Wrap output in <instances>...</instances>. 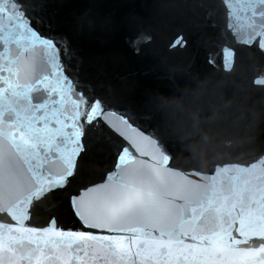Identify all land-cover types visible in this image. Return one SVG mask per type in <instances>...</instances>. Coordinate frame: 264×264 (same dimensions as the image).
<instances>
[{"label":"snow or ice","instance_id":"6c2138e0","mask_svg":"<svg viewBox=\"0 0 264 264\" xmlns=\"http://www.w3.org/2000/svg\"><path fill=\"white\" fill-rule=\"evenodd\" d=\"M34 7L0 0V264H264V152L178 159L82 86L71 40ZM225 9L233 42L264 52V0ZM90 136L110 157L98 179ZM45 204L47 220L30 225ZM63 215L81 230L58 227Z\"/></svg>","mask_w":264,"mask_h":264},{"label":"water","instance_id":"95a60500","mask_svg":"<svg viewBox=\"0 0 264 264\" xmlns=\"http://www.w3.org/2000/svg\"><path fill=\"white\" fill-rule=\"evenodd\" d=\"M238 4L35 0L32 14L43 17L45 30L71 40L67 63L90 94L130 117L133 128L159 134L178 159L196 164L202 158L246 160L264 152V86L252 83L264 75V52L235 44L224 27L225 5L235 16L243 14ZM138 37L143 38L135 43ZM225 45L235 49L234 65L231 52L224 58ZM94 144L90 136L89 179H98L110 162ZM50 211L45 204L29 224L43 225ZM57 226L81 230L67 215Z\"/></svg>","mask_w":264,"mask_h":264}]
</instances>
